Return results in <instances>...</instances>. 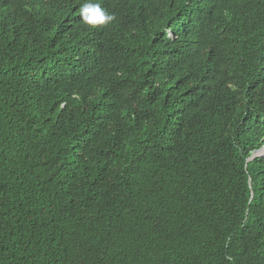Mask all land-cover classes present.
<instances>
[{
    "label": "trees",
    "instance_id": "obj_1",
    "mask_svg": "<svg viewBox=\"0 0 264 264\" xmlns=\"http://www.w3.org/2000/svg\"><path fill=\"white\" fill-rule=\"evenodd\" d=\"M84 2L0 0V264H264V0Z\"/></svg>",
    "mask_w": 264,
    "mask_h": 264
},
{
    "label": "clouds",
    "instance_id": "obj_2",
    "mask_svg": "<svg viewBox=\"0 0 264 264\" xmlns=\"http://www.w3.org/2000/svg\"><path fill=\"white\" fill-rule=\"evenodd\" d=\"M181 1L182 0H179V4L181 3ZM196 10L198 13V15L196 16L199 22V26L198 28L194 30L189 29V27L187 28L186 25L184 26V29L186 30L185 37L187 39H189L190 34L201 35L203 31L205 30V28L208 25H210V23L215 17V10H216L215 0H201V3L199 4L198 8H196ZM78 11H79V14H80V17L83 23L86 25L92 26V27L110 23L115 19L114 14L106 13L102 9L99 3H93L92 0H85V2L80 6ZM167 38H171L170 32H168ZM261 148L258 149L260 150L259 154H262ZM254 152L247 159V161L253 160V159L250 160V158L253 156ZM256 158H260V157H256ZM231 259L232 257L230 255L225 256V260L231 261Z\"/></svg>",
    "mask_w": 264,
    "mask_h": 264
},
{
    "label": "water",
    "instance_id": "obj_3",
    "mask_svg": "<svg viewBox=\"0 0 264 264\" xmlns=\"http://www.w3.org/2000/svg\"><path fill=\"white\" fill-rule=\"evenodd\" d=\"M259 151H260V150L255 151L254 154H253V156L250 158V160H251V159H254V158H256V157L264 158V154H259Z\"/></svg>",
    "mask_w": 264,
    "mask_h": 264
},
{
    "label": "bare ground",
    "instance_id": "obj_4",
    "mask_svg": "<svg viewBox=\"0 0 264 264\" xmlns=\"http://www.w3.org/2000/svg\"><path fill=\"white\" fill-rule=\"evenodd\" d=\"M240 24V23H238ZM261 153L264 154V146L261 148Z\"/></svg>",
    "mask_w": 264,
    "mask_h": 264
}]
</instances>
